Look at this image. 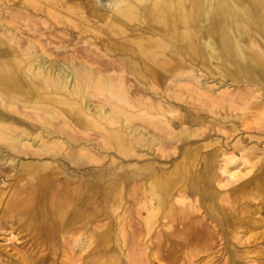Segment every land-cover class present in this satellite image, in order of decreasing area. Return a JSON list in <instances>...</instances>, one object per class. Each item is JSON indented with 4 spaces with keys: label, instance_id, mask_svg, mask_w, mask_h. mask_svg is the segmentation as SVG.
I'll return each mask as SVG.
<instances>
[{
    "label": "bare ground",
    "instance_id": "obj_1",
    "mask_svg": "<svg viewBox=\"0 0 264 264\" xmlns=\"http://www.w3.org/2000/svg\"><path fill=\"white\" fill-rule=\"evenodd\" d=\"M262 45L264 0H0V167L18 171L17 179L28 176L19 193L30 192L28 200L7 204V214L37 220L24 210L33 202L39 206V196L46 195L50 181L44 174L33 181L41 169L56 183L54 213L67 209L83 226L102 215L115 220L125 181L113 183L119 201L111 213L112 184L95 187L93 176H79L80 168L104 175L122 161L147 176L157 168L148 162L153 154L179 155L180 144L206 138L204 130L186 127L176 101L207 106L219 115L218 109L236 101L234 85L210 86V75L223 74L222 65L233 73L240 64L261 71ZM250 86L253 93L240 101L264 105V87ZM191 153L183 150L186 157ZM223 169L229 183L240 177L229 165ZM160 179L147 183L149 190L131 189L129 197L141 193L145 202L136 212L147 211L151 227L165 216L162 232L171 236L174 210H163ZM37 188L41 194L35 197ZM99 197L104 210L96 215ZM176 219L189 237L191 216Z\"/></svg>",
    "mask_w": 264,
    "mask_h": 264
},
{
    "label": "rangeland",
    "instance_id": "obj_2",
    "mask_svg": "<svg viewBox=\"0 0 264 264\" xmlns=\"http://www.w3.org/2000/svg\"><path fill=\"white\" fill-rule=\"evenodd\" d=\"M244 37L247 38L248 33ZM248 66L240 64L239 71L233 73L222 65L223 74L210 75V86L220 87L225 82L234 85L232 92L236 101L218 109L219 115L213 114L207 106L176 101L186 127L200 128L207 136L193 144L185 141L179 145V155L172 157L169 152L165 157L149 152L148 159L152 154L155 159L148 162L156 163L157 167L152 173L143 176L138 171L131 172L122 161L112 165L114 168L104 175L95 171L87 174L84 173L86 167L80 168L79 176L82 179L93 176L95 187L112 184L107 208L111 213L116 209L113 208L115 200L119 201L116 195L119 189L113 183L125 181L122 202L115 206L118 209L113 214L115 220L102 215L83 226L75 222V216H67V209L61 215L54 213L55 200L51 194L56 183L50 171L41 169L32 170L37 172L33 174V181L44 174L50 181L45 185L46 195L42 198L41 191L35 189V197L38 192L40 195V205L33 202L34 208L24 210L30 214L28 217L37 220L32 222L19 216L17 211V215L10 216L7 204L14 199L26 201L30 196L29 191L19 193L28 176L17 179L18 171L12 173L10 167L1 166L0 264H264V105L253 108L239 99L253 93L250 84L264 87V65L261 71L253 72ZM245 79L250 84H246ZM221 91L224 90H217ZM229 114L238 115L239 119L233 120L227 116ZM185 148L192 150L190 156L183 154ZM87 152L95 155L94 151L82 153ZM112 157L108 154V159ZM233 158L236 161L232 163ZM226 165L240 177L229 183L223 169ZM67 168L71 173L70 167ZM158 175L162 177L157 190L164 194L166 207L163 210L168 207L174 210L171 236L162 232L167 229L162 228V222L167 221L165 216L151 227L147 211L136 212L141 209L140 203L145 202L141 193L135 200L129 197L131 189H148L147 183ZM141 176L144 181L139 180ZM234 186L239 188L233 190ZM26 187H30L29 184ZM150 198L146 200L151 201ZM98 199L96 215L104 210L101 198ZM43 208L45 215L41 214ZM185 213L192 218L189 237L182 234L181 219H176ZM85 218L83 215L80 221ZM65 220L68 221L62 224ZM123 229L124 237L120 236ZM87 239H92L90 247Z\"/></svg>",
    "mask_w": 264,
    "mask_h": 264
}]
</instances>
